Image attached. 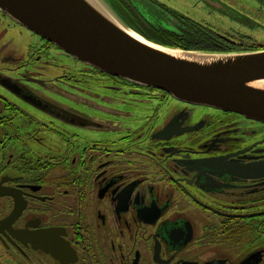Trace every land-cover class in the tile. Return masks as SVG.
<instances>
[{
	"label": "flooded vegetation",
	"instance_id": "flooded-vegetation-1",
	"mask_svg": "<svg viewBox=\"0 0 264 264\" xmlns=\"http://www.w3.org/2000/svg\"><path fill=\"white\" fill-rule=\"evenodd\" d=\"M147 1L169 13V27L119 0L150 35L200 38L215 52L264 49L228 23L191 25ZM39 41L25 57L0 49V264H264L262 122L181 102ZM53 52L77 66L33 70L54 65Z\"/></svg>",
	"mask_w": 264,
	"mask_h": 264
},
{
	"label": "water",
	"instance_id": "water-1",
	"mask_svg": "<svg viewBox=\"0 0 264 264\" xmlns=\"http://www.w3.org/2000/svg\"><path fill=\"white\" fill-rule=\"evenodd\" d=\"M130 1L137 10L152 6ZM0 11L96 70L264 124V49L224 53L161 45L139 33L111 0H0ZM141 14L151 21L150 13Z\"/></svg>",
	"mask_w": 264,
	"mask_h": 264
},
{
	"label": "rangeland",
	"instance_id": "rangeland-1",
	"mask_svg": "<svg viewBox=\"0 0 264 264\" xmlns=\"http://www.w3.org/2000/svg\"><path fill=\"white\" fill-rule=\"evenodd\" d=\"M147 1V0H146ZM166 5L169 12L174 11L176 13L185 14L191 19H195L199 23L208 24L215 30L220 27L219 31L223 32L228 27L223 25L228 23L232 25L237 31H242L244 33L250 34L244 41L249 43V41L257 42L256 44H264V0H158ZM216 1L220 2L224 6H228L233 12L222 14L213 8ZM103 2V1H102ZM148 2V1H147ZM149 3V2H148ZM108 10L114 15L111 7L104 3ZM151 4V3H150ZM217 4V3H216ZM152 5V4H151ZM138 11L141 13L148 14L147 17L151 20L162 19V24L169 27L165 21L170 17L169 13L163 8L155 7L154 5L139 6ZM1 14V13H0ZM2 15V14H1ZM116 16V15H114ZM247 22H246V21ZM159 21V20H158ZM232 21V22H231ZM167 22V21H166ZM235 22V23H233ZM227 31V30H226ZM39 37L32 31L27 30L20 24H17L13 20L9 19L0 20V49L6 48L16 50V52H11L14 55L27 56L29 55V50L40 45ZM243 42V41H241ZM44 54V53H43ZM51 57H54V65L51 67L45 66L40 69L39 66L35 64L33 70H40L44 72V76H52L54 73L62 74V67H76L77 65L73 63L70 59L58 55L53 52ZM45 57H43V60ZM41 95L48 97L49 99L55 101H63V98L58 94L49 93L45 89L40 91ZM130 109V108H129ZM133 110H139L138 107L134 106Z\"/></svg>",
	"mask_w": 264,
	"mask_h": 264
},
{
	"label": "trees",
	"instance_id": "trees-1",
	"mask_svg": "<svg viewBox=\"0 0 264 264\" xmlns=\"http://www.w3.org/2000/svg\"><path fill=\"white\" fill-rule=\"evenodd\" d=\"M111 2L116 7V9H118L119 13L123 15L126 18V20L130 22L132 26H134L139 33H141L143 36H145L150 41L152 40L158 44H161V45L163 44V45H166L172 48L176 47V48L187 49V50H202V51L211 50L210 47H207L208 42L202 44L200 38H197V39L194 38L193 40L186 39L187 41L185 40L186 41L185 44L179 45L174 42L173 43L171 42L172 36L168 33L163 32L161 36H159L158 33H154L150 35L149 32L144 31L143 29L140 28V26L136 25V21L133 20L132 16L129 14V12L126 11V8L123 7V5L121 4V2H119V0H111ZM188 20L191 25H199V23H197V21L195 20L194 21L192 19H188ZM147 23L149 25H152L151 21H148Z\"/></svg>",
	"mask_w": 264,
	"mask_h": 264
},
{
	"label": "bare ground",
	"instance_id": "bare-ground-1",
	"mask_svg": "<svg viewBox=\"0 0 264 264\" xmlns=\"http://www.w3.org/2000/svg\"><path fill=\"white\" fill-rule=\"evenodd\" d=\"M130 31V33H132V35H134V36H136V37H138V38H142L143 39V37L142 36H138L136 33H134L133 31H131V30H129Z\"/></svg>",
	"mask_w": 264,
	"mask_h": 264
}]
</instances>
